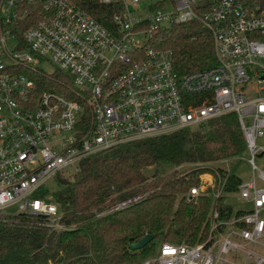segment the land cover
Masks as SVG:
<instances>
[{"label":"built area","instance_id":"2783aa9c","mask_svg":"<svg viewBox=\"0 0 264 264\" xmlns=\"http://www.w3.org/2000/svg\"><path fill=\"white\" fill-rule=\"evenodd\" d=\"M156 1L98 0L112 6L106 25L76 0H0V220L25 214L59 230V203L42 189L51 177L113 145L235 112L253 176L228 200L249 206L214 210L205 241L163 243L137 264H264V3ZM193 19L215 62L181 70L155 34ZM210 176L188 194L219 196Z\"/></svg>","mask_w":264,"mask_h":264},{"label":"trees","instance_id":"16d2710c","mask_svg":"<svg viewBox=\"0 0 264 264\" xmlns=\"http://www.w3.org/2000/svg\"><path fill=\"white\" fill-rule=\"evenodd\" d=\"M106 25L112 6L76 0ZM207 7L211 0H201ZM248 6L264 0H242ZM163 4V0H157ZM156 3L153 4L155 6ZM155 42L170 49L181 70L215 62L209 30L199 20L160 27ZM58 75L59 73H55ZM246 149L235 112L193 126L113 145L83 158L67 177L57 174L54 198L63 228L54 230L18 214L0 220V264H137L163 243L193 245L206 240L214 210L227 217L241 177L222 161ZM192 167L188 170L187 166ZM215 172L221 193L189 195L199 174ZM132 199L125 205L120 203ZM153 235L143 248L129 245Z\"/></svg>","mask_w":264,"mask_h":264},{"label":"rangeland","instance_id":"374dc122","mask_svg":"<svg viewBox=\"0 0 264 264\" xmlns=\"http://www.w3.org/2000/svg\"><path fill=\"white\" fill-rule=\"evenodd\" d=\"M144 2H145V0H144ZM259 62H261L262 64H264V58H260L259 59ZM40 65L42 67H44L45 69H47L48 71H51L52 68H53V65L50 62H48V61H42ZM255 80H256V77H255ZM258 141H260V140H258ZM246 157H248V155L245 153L239 159H236V160H233V161L224 160V161H222V163L225 166L229 167L230 169H234L235 173L238 174L242 179H248V178H251L253 176V172H252V169L250 167V164L246 160ZM257 163H259V162L257 161ZM192 165H194V164L188 165L187 166V169L189 170L192 167ZM76 170H75V168L68 167V168H66L64 170V174H62V175H65L67 177L69 174L73 173ZM201 174L203 175L204 178L207 175H210L211 174L210 177L212 179H214L216 177V180L218 181V177H217V175L214 174V172L205 171L204 173L202 172ZM205 184H206V182H203V186H201V187L204 188L205 187L204 186ZM57 188H59V185H58V181H57V176L56 175L53 176V177H51L42 186L43 191H45L47 193V195L48 194L53 195V192ZM35 195H37V194H35ZM229 201L234 205L235 209L245 208V207H248L249 206L248 203H245V202L241 201L238 198V194L237 193H234L231 197H229ZM159 247L160 246L157 245L155 247L154 251L150 255H147L145 259H153V258H155L156 255H157V253H158V251H159Z\"/></svg>","mask_w":264,"mask_h":264},{"label":"water","instance_id":"95a60500","mask_svg":"<svg viewBox=\"0 0 264 264\" xmlns=\"http://www.w3.org/2000/svg\"><path fill=\"white\" fill-rule=\"evenodd\" d=\"M152 239H153V235L147 233L138 241L131 243L129 245V248L131 250H139V249L143 248L146 244H148L149 241Z\"/></svg>","mask_w":264,"mask_h":264}]
</instances>
